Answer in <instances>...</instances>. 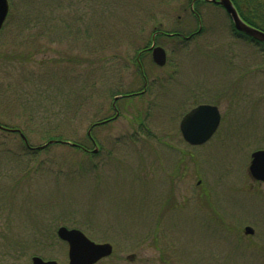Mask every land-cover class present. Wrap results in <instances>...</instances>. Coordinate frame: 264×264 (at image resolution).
Instances as JSON below:
<instances>
[{"label":"rangeland","instance_id":"rangeland-1","mask_svg":"<svg viewBox=\"0 0 264 264\" xmlns=\"http://www.w3.org/2000/svg\"><path fill=\"white\" fill-rule=\"evenodd\" d=\"M9 4L0 124L28 146L0 130V264H69L61 226L113 247L96 264H264V183L249 174L264 150V45L212 3L197 22L194 0ZM156 28L199 33L182 42ZM200 104L217 106L221 124L191 147L180 123ZM49 137L87 151L38 149Z\"/></svg>","mask_w":264,"mask_h":264},{"label":"water","instance_id":"water-1","mask_svg":"<svg viewBox=\"0 0 264 264\" xmlns=\"http://www.w3.org/2000/svg\"><path fill=\"white\" fill-rule=\"evenodd\" d=\"M222 7L230 17L234 28L239 33L249 37L254 42L264 45V32L253 28L246 24L240 17L237 9L231 0H208ZM10 11L8 0H0V32L2 31ZM154 63L159 67H164L167 62L166 51L159 46L151 48ZM117 99V98H116ZM115 99V101H116ZM221 124V114L218 107L208 104L199 105L188 112L180 123V131L183 139L190 146L198 147L206 144L217 132ZM15 131V130H14ZM23 140L27 144V139L22 135ZM58 143L55 140L48 142L43 147ZM62 144L75 147V144L69 142H61ZM98 153V149L93 151ZM249 174L255 182L264 183V150H258L251 155V164L249 166ZM246 235H253L252 228H245ZM60 240L68 245L69 264H96L100 260L108 258L113 253V247L108 244H97L91 241L82 231L78 229H68L60 227L57 231ZM31 264H58L56 261H45L35 256L32 258Z\"/></svg>","mask_w":264,"mask_h":264},{"label":"trees","instance_id":"trees-1","mask_svg":"<svg viewBox=\"0 0 264 264\" xmlns=\"http://www.w3.org/2000/svg\"><path fill=\"white\" fill-rule=\"evenodd\" d=\"M231 1L234 4L235 8L237 9L240 17L242 18V20L245 23H247L251 27H254V28L259 29V30L264 32V18L256 7L257 5H259V4H257L256 0H254V1H252V0H231ZM200 3H206V2L204 0H197L195 2V5H194V11L195 12H192V17L197 22H198V16H200V13L197 10V8H198V5ZM233 31L236 33V35H240L239 33H237L235 31V29H233ZM156 33H158V35H159L158 37H166V38L168 37L170 39L172 38L173 40L180 39L182 42H184V41H188L187 38H190V37L192 38L195 35H197L199 32L198 33H192L191 32L189 34V36H187V35H184L183 33L178 32V31H172V32L167 33L165 31H162V30H159L156 28L155 34ZM141 52H148V51L146 49H144ZM120 95H122V94H120ZM51 140L63 141L60 138L49 137L48 142ZM63 142H67V141H63ZM73 144L79 145V143H73ZM79 146H81V145H79ZM81 147H84V146L82 145Z\"/></svg>","mask_w":264,"mask_h":264},{"label":"flooded vegetation","instance_id":"flooded-vegetation-1","mask_svg":"<svg viewBox=\"0 0 264 264\" xmlns=\"http://www.w3.org/2000/svg\"><path fill=\"white\" fill-rule=\"evenodd\" d=\"M199 20V19H198ZM148 82L146 81V84H147ZM146 90V89H145ZM145 92V91H144ZM144 92H142V93H134V94H130V95H128V97H131V96H135V95H139V94H141V95H143L144 94ZM113 107H114V104H113ZM0 130L1 131H3V132H11L12 133V129H9V128H7V127H5L4 125H2V124H0ZM89 137V139H90V141L95 145V146H97V143H96V140L93 138V136H88ZM86 149V148H85ZM89 151V150H88ZM89 152H91V151H89Z\"/></svg>","mask_w":264,"mask_h":264}]
</instances>
